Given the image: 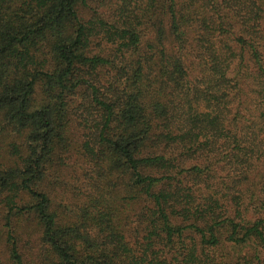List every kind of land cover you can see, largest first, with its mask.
Here are the masks:
<instances>
[{
    "label": "trees",
    "instance_id": "1",
    "mask_svg": "<svg viewBox=\"0 0 264 264\" xmlns=\"http://www.w3.org/2000/svg\"><path fill=\"white\" fill-rule=\"evenodd\" d=\"M0 264H264V0H0Z\"/></svg>",
    "mask_w": 264,
    "mask_h": 264
},
{
    "label": "rangeland",
    "instance_id": "2",
    "mask_svg": "<svg viewBox=\"0 0 264 264\" xmlns=\"http://www.w3.org/2000/svg\"><path fill=\"white\" fill-rule=\"evenodd\" d=\"M72 161H74V159H72Z\"/></svg>",
    "mask_w": 264,
    "mask_h": 264
}]
</instances>
